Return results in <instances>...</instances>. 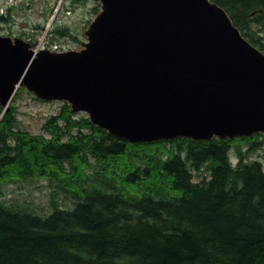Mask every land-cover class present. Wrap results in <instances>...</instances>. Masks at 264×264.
I'll return each mask as SVG.
<instances>
[{
	"label": "trees",
	"instance_id": "trees-1",
	"mask_svg": "<svg viewBox=\"0 0 264 264\" xmlns=\"http://www.w3.org/2000/svg\"><path fill=\"white\" fill-rule=\"evenodd\" d=\"M210 1L264 54V0ZM16 113L0 104V264H264V134L131 143L67 104L42 134ZM41 179L45 207L3 200Z\"/></svg>",
	"mask_w": 264,
	"mask_h": 264
},
{
	"label": "water",
	"instance_id": "water-1",
	"mask_svg": "<svg viewBox=\"0 0 264 264\" xmlns=\"http://www.w3.org/2000/svg\"><path fill=\"white\" fill-rule=\"evenodd\" d=\"M98 1L81 52L34 56L0 36L3 106L24 86L131 143L264 133V54L224 10L208 0Z\"/></svg>",
	"mask_w": 264,
	"mask_h": 264
},
{
	"label": "rangeland",
	"instance_id": "rangeland-1",
	"mask_svg": "<svg viewBox=\"0 0 264 264\" xmlns=\"http://www.w3.org/2000/svg\"><path fill=\"white\" fill-rule=\"evenodd\" d=\"M9 2V0L4 2L3 6H7ZM1 3L3 4V0H0ZM13 4L10 21L1 26L0 36L34 43L33 47L40 46L41 42L43 44L48 42L49 45L57 42L62 50L76 52H80L82 46L87 43L83 34L100 12L97 10H101L96 0H14ZM64 28L69 30V36L61 37L55 33ZM14 97L8 106L15 102L18 127L31 134L44 133V123L49 117L58 115L63 104L60 101L42 102L24 87L15 101ZM249 160L264 162V145L259 152L252 154ZM232 162L235 163V159H232ZM48 186V181L44 179L35 181L34 184L24 182L10 185L3 189V200L15 203L17 207L23 206L21 210L30 211L31 208L38 210L47 203L50 190Z\"/></svg>",
	"mask_w": 264,
	"mask_h": 264
}]
</instances>
